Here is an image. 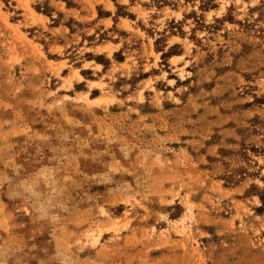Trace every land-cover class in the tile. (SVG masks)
Returning a JSON list of instances; mask_svg holds the SVG:
<instances>
[{
  "label": "rangeland",
  "instance_id": "374dc122",
  "mask_svg": "<svg viewBox=\"0 0 264 264\" xmlns=\"http://www.w3.org/2000/svg\"><path fill=\"white\" fill-rule=\"evenodd\" d=\"M132 2L0 0V264H264V0Z\"/></svg>",
  "mask_w": 264,
  "mask_h": 264
},
{
  "label": "crops",
  "instance_id": "0c3cea01",
  "mask_svg": "<svg viewBox=\"0 0 264 264\" xmlns=\"http://www.w3.org/2000/svg\"><path fill=\"white\" fill-rule=\"evenodd\" d=\"M132 1L133 0H34L35 3H46V6L50 8L49 15L42 16L47 20L48 25H51L48 31L53 35H64L66 31L69 32L65 25L55 24V20H58V17L61 15H70L71 17L77 15V17L82 20L91 17L95 20V27L100 34L107 35V37L115 36L117 39L119 38V32H128L123 28L124 23H128L130 28H132L134 24L133 18L119 13L120 10L123 12L125 11V13H131L134 4ZM110 43L116 48L113 53L108 56L109 58H113L115 54L119 53V43L116 40L110 41Z\"/></svg>",
  "mask_w": 264,
  "mask_h": 264
}]
</instances>
